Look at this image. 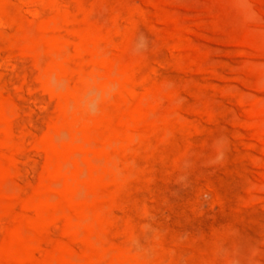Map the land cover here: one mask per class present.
Here are the masks:
<instances>
[{"label": "rangeland", "instance_id": "1", "mask_svg": "<svg viewBox=\"0 0 264 264\" xmlns=\"http://www.w3.org/2000/svg\"><path fill=\"white\" fill-rule=\"evenodd\" d=\"M0 264H264V0H0Z\"/></svg>", "mask_w": 264, "mask_h": 264}, {"label": "bare ground", "instance_id": "2", "mask_svg": "<svg viewBox=\"0 0 264 264\" xmlns=\"http://www.w3.org/2000/svg\"><path fill=\"white\" fill-rule=\"evenodd\" d=\"M92 93H95V90L94 89H92V91H91ZM76 159V158H75Z\"/></svg>", "mask_w": 264, "mask_h": 264}]
</instances>
